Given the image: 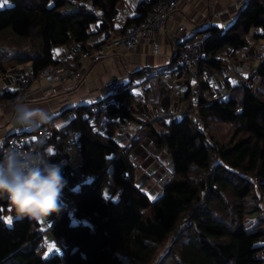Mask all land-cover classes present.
I'll list each match as a JSON object with an SVG mask.
<instances>
[{"label": "trees", "instance_id": "1", "mask_svg": "<svg viewBox=\"0 0 264 264\" xmlns=\"http://www.w3.org/2000/svg\"><path fill=\"white\" fill-rule=\"evenodd\" d=\"M8 1L0 7V72L26 63L35 73L53 64L75 67L82 50L140 21L154 0L141 7L137 4L140 13L125 17L120 25H115V19L122 0ZM242 4L228 24H207L192 32L201 38L195 87L188 85V69L172 68L185 76L183 113L176 118L169 112L147 121L138 119L129 105L131 78L118 88L117 106L104 110L105 115L148 127L156 145L169 156L168 180L173 185L150 199L142 185L130 181L121 147L91 129L82 115L86 105L75 106L64 124L66 131L46 122L53 136L77 130L79 169L91 174L68 191L70 207L59 202L61 211L48 227L60 248H46L45 230L38 221L15 216L6 223V199H0V264H149L168 235L172 238L157 264L166 259L169 264H259L256 252L264 236V54H256L259 59L253 70L246 60L243 64L257 82H249L248 77L241 81L243 76L236 71L240 79L223 82L226 93L206 97L211 91L207 74L228 64L224 48L242 56L250 34L253 41H261L264 51V0ZM71 43L77 48L68 57H53L54 46ZM172 59L170 55L168 67ZM191 89L197 97L194 107L188 99ZM14 93L15 89L2 90L0 101L11 100ZM191 109L195 118L189 116ZM216 122L233 125L227 140L209 131Z\"/></svg>", "mask_w": 264, "mask_h": 264}, {"label": "crops", "instance_id": "2", "mask_svg": "<svg viewBox=\"0 0 264 264\" xmlns=\"http://www.w3.org/2000/svg\"><path fill=\"white\" fill-rule=\"evenodd\" d=\"M244 1L179 0L170 16L174 24H181L184 29L181 31L174 29L171 38H167L160 31L157 32L159 44L156 54H150L149 43L144 37L137 38L136 44L129 50H124L120 46H106L104 47L105 52L98 60L94 61L87 57L79 61L77 66L81 76L79 74L75 78L50 83L41 78L32 79L26 85L25 98L17 102L46 110L51 125L55 129L66 131L64 124L72 116L73 108L95 100L100 93L102 83L115 75L124 80L132 79L133 84L130 89L131 91L135 89V91L132 92L133 99L129 105L133 114L140 120L147 121L152 117L172 112L173 104L178 99L186 107V101L181 99L187 87L185 76L177 79L176 77L181 76L178 74L179 71H172V67H168L172 44L204 25L224 26L228 24L236 9ZM136 3L137 0H122L115 25H120L125 17L133 15V7ZM75 47L76 44L73 43L54 46L53 57L55 59L68 57L67 54ZM223 52L227 54L234 51L224 48ZM25 70H29V65L22 63L8 68L4 73L0 72V93L2 90L14 91L16 89L15 78ZM181 74L184 75V72ZM154 78H158L155 79L157 81H154ZM142 82L145 85L143 89ZM188 85L190 87L193 84L189 82ZM17 102L0 101V143L7 134L30 130L14 122V107ZM62 110L67 111L61 114ZM152 127L158 129L153 124ZM91 129L103 137L113 139L121 147L129 163L127 175L130 181L134 185H142L150 199L166 187L165 179H168L172 168L169 156L156 145L155 137L144 123L133 120L123 121L118 117L102 113ZM76 134L75 129H71L66 136L56 133L50 142L41 148V153L50 152L51 149L49 162L59 164L64 170L62 175L67 183L59 202L65 198L68 191L76 189L91 177V174L83 173L79 169L80 158ZM4 207L9 217L16 216L15 211L8 209L6 203ZM5 222L8 223L6 220ZM38 223L42 229L47 231L51 221L42 219ZM50 238L46 244L49 250L52 244L56 243V239ZM56 245L57 247L52 249L57 250L59 246L57 243Z\"/></svg>", "mask_w": 264, "mask_h": 264}, {"label": "built area", "instance_id": "3", "mask_svg": "<svg viewBox=\"0 0 264 264\" xmlns=\"http://www.w3.org/2000/svg\"><path fill=\"white\" fill-rule=\"evenodd\" d=\"M178 1L179 0H154L149 3V0H137L135 6L139 4V7H141L143 4L149 3V6L144 9V14L140 21L131 22L122 26L120 30L110 34L100 44L82 50L79 54V60L85 58L86 56L91 57L93 60L98 59L104 52L105 46H120L124 50H129L136 44L137 38L140 37L146 38L149 43L150 54H156L159 44L157 32L160 31L167 38H171L174 29L178 31L184 29L181 24H174L170 16L171 11L175 8ZM135 6L133 7V15H138L140 11L135 9ZM87 7L92 11H97L95 6L87 5ZM200 43V34L191 33L171 46L170 55H172L173 59L170 66L175 68L182 65L188 69L189 82L193 85L196 82V67L199 59L201 58ZM70 52L67 56L70 55ZM245 67L246 66H243L242 63L236 61L234 65L228 63L226 66H223L219 72L213 71L212 73L207 74L208 78L206 82L211 91L206 94V97L211 99L216 98L219 93H226L227 90H224L223 82L227 81L228 83H233L234 79H240L239 76H236V71L240 72L243 76V78L240 79L241 81L245 82L244 78L248 77L249 82H257V76L249 73L247 70H244ZM78 75L79 71L76 67L66 66L63 64L44 66L35 73L30 72V70H25L15 78L16 89L14 97L10 101L17 102L23 100L27 94L26 85L32 79L41 78L47 83H50L53 81H60L64 78H74ZM179 75L181 76L176 77L177 79L184 77L183 74ZM124 81L125 80L121 77L115 75L110 76L103 83L102 93L96 97L95 100L86 104L82 115L90 127L94 126L96 118L104 113V110L108 105L117 106L115 94ZM188 99L189 103L193 107L197 104V97L192 89L189 92ZM172 110V112H175L176 115L179 116L185 111V107L178 99L176 104L172 107ZM197 122L199 124V121ZM51 138H53L52 129L46 123L37 125L30 133L13 132L7 134L0 143V157H2L3 153L9 149L41 153V148L47 145ZM63 172L64 170H62V173ZM64 197L65 198L60 201V203L64 204L65 207H70L72 205V198L68 194ZM6 204L8 208L12 207L7 199ZM54 216L55 215L53 214L46 218V220L50 219L52 222L56 217ZM256 258L259 260V264H264V244L256 252Z\"/></svg>", "mask_w": 264, "mask_h": 264}, {"label": "clouds", "instance_id": "4", "mask_svg": "<svg viewBox=\"0 0 264 264\" xmlns=\"http://www.w3.org/2000/svg\"><path fill=\"white\" fill-rule=\"evenodd\" d=\"M49 114L23 102L14 107L16 125L34 129ZM50 152L9 149L0 157V199H7L16 216L40 221L61 211L59 200L67 183L59 164L50 163Z\"/></svg>", "mask_w": 264, "mask_h": 264}, {"label": "rangeland", "instance_id": "5", "mask_svg": "<svg viewBox=\"0 0 264 264\" xmlns=\"http://www.w3.org/2000/svg\"><path fill=\"white\" fill-rule=\"evenodd\" d=\"M10 4V2L8 1V0H6V3H4L3 4V6H7V5H9ZM243 5V4H242ZM3 6H0V7H3ZM236 12V11H235ZM235 12H234V14H235ZM213 25H215V24H213ZM217 26H219V25H217ZM246 38H247V49L246 50H244L243 51V55L242 56H236V55H238V52L237 51H234L233 53H227L226 54V56L228 57V63H231L232 65H234V63H236V61H239L240 63H242V64H244L245 62V60H246V62H247V64H249V66H250V69L251 70H253V68H255V66L257 65V62H258V59H259V57L257 56V55H263L264 54V51H263V49H261V41H253L252 39H251V36H250V34H247V36H246ZM106 47V46H105ZM109 47V46H108ZM77 48V46L74 48V49H72L71 50V52L70 53H72L75 49ZM89 48H91V47H89ZM104 52H105V50H104ZM103 52V53H104ZM102 53V54H103ZM257 54V55H256ZM87 57H89V56H86L85 58H87ZM85 58H83V59H85ZM89 58H91V57H89ZM100 58V57H99ZM98 58V59H99ZM98 59H96V60H98ZM80 60H82V59H80ZM79 57H78V63L77 64H79ZM91 60H93V59H91ZM95 61V60H94ZM76 68H77V70L79 71V69H78V66L76 65L75 66ZM4 73V72H3ZM79 74H80V76H81V73H80V71H79ZM159 79H160V76L158 75L157 76ZM75 78V77H74ZM158 78H154V81H157V80H155V79H158ZM64 79H66V78H64ZM64 79H62V80H64ZM62 80H60V81H62ZM104 83V82H103ZM103 83H102V85H101V89H100V93L97 95V97L102 93V91H103ZM145 83V82H144ZM133 84V83H132ZM257 85L258 86H261V83H257ZM262 86H263V88H264V85L262 84ZM145 87V85H143V82H142V89ZM133 91H135V89L133 90L132 89V92ZM236 92V91H235ZM264 94V93H263ZM177 102V101H176ZM176 102L173 104V106L176 104ZM180 102V101H179ZM173 114H172V116L174 117V118H176L177 117V115H176V113L175 112H172ZM195 115H196V113H195V111L194 110H190L189 111V116L191 117V118H195ZM158 116H161V115H158ZM156 117V116H155ZM220 124V125H219ZM199 125V124H198ZM232 129H233V125H230V124H228V123H225V122H216V123H212L211 125H210V128H209V131L214 135V137L215 138H219V139H222V140H227L228 139V137H229V135L231 134V132H232ZM224 138V139H223ZM252 180L254 181V178H252ZM165 185H166V187H170L171 185H173V182H171V181H169L168 179H165ZM107 190V187H105L104 188V192ZM160 194V193H159ZM158 194V195H159ZM157 195V196H158ZM157 196H155V197H157ZM112 198H115V194L112 196ZM6 203V202H5ZM8 209H11L12 211L14 210L12 207H10V208H8ZM6 212V214H4V219L7 221V218L9 217V213L7 212V211H5ZM14 214H16L15 212H14ZM55 215V214H54ZM56 216V215H55ZM54 216V217H55ZM47 220H49V221H51L50 219H47ZM171 238H172V235H168V237H167V241L163 244V245H161L159 248H158V250L156 251V253H155V255L152 257V259H151V261L149 262V264H157L158 263V260H159V258L161 259V258H163V256H164V253H163V251H164V248H166L165 246L167 245V242L168 241H170L171 240ZM42 239L44 240V244H47L48 243V241L51 239L50 238V235H49V233L45 230V231H43L42 232ZM260 242L262 243V244H264V236H261V238H260ZM52 245H55L56 247H57V245H56V243H53ZM58 245H59V242H58ZM59 248H60V245H59V247H58V249L57 250H59ZM165 258V257H164ZM170 263V260L169 259H166L165 261H164V264H169Z\"/></svg>", "mask_w": 264, "mask_h": 264}, {"label": "snow or ice", "instance_id": "6", "mask_svg": "<svg viewBox=\"0 0 264 264\" xmlns=\"http://www.w3.org/2000/svg\"><path fill=\"white\" fill-rule=\"evenodd\" d=\"M4 3H6V0H0V6H3ZM49 151L51 152L52 150L50 149ZM11 220H12V218L9 217V218L7 219V222H8V223H11ZM55 247H56L55 245H52L51 248H50V250H51L52 248H55Z\"/></svg>", "mask_w": 264, "mask_h": 264}]
</instances>
